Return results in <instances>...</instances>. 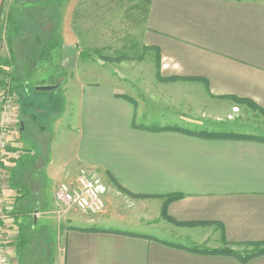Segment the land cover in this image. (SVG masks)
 Wrapping results in <instances>:
<instances>
[{
    "label": "crops",
    "instance_id": "0c3cea01",
    "mask_svg": "<svg viewBox=\"0 0 264 264\" xmlns=\"http://www.w3.org/2000/svg\"><path fill=\"white\" fill-rule=\"evenodd\" d=\"M6 1L0 0V23ZM77 1L69 0L62 9L57 48L76 58L79 39L72 18ZM143 29L144 44L159 51L161 77L176 79L157 91L153 87L149 106L135 98L137 91H125L119 77L32 83L36 88L55 86L40 91L52 92L48 97H35L19 78L13 80L23 105L19 132L26 139L20 148L28 151L20 160L18 183L27 188L28 201L18 200L23 203L19 210L33 209L29 216L38 223L55 217V196L56 208L50 210L36 181L44 176L56 191L86 170L106 184V209L82 226H74L76 218L68 214L65 220L72 227L61 236L53 264H264V254L242 262L192 251L264 243V137L210 140L187 134L191 123L185 122L226 119L244 103L264 112V0H152ZM7 54L3 26L0 59ZM69 63L70 55L64 54L60 65ZM40 102L45 104L38 108ZM164 106L171 111L157 109ZM155 113L156 122L176 116L181 125H149ZM58 127L62 137L59 141L53 134L45 155L44 138ZM111 179L141 196L133 203L134 212L119 208L120 191ZM2 195L13 200L8 190ZM171 195L181 198L166 205L167 220L162 209ZM18 212L13 216L16 226L28 219ZM158 226L165 234H156ZM20 239L11 240L10 249ZM184 241L191 246L180 244Z\"/></svg>",
    "mask_w": 264,
    "mask_h": 264
},
{
    "label": "rangeland",
    "instance_id": "374dc122",
    "mask_svg": "<svg viewBox=\"0 0 264 264\" xmlns=\"http://www.w3.org/2000/svg\"><path fill=\"white\" fill-rule=\"evenodd\" d=\"M30 2L34 3L32 0H20V2ZM79 1V0H78ZM78 1L73 9L74 11L78 5ZM98 1L100 6H97ZM109 0H89L87 3L82 5L79 9V17L77 19L76 27L80 30V37L83 40H79V44L81 45V49H88L89 51H93L95 49H102V53L109 58L117 59L119 55L126 53L122 51L131 52L130 55H133L135 52L138 56L136 59L123 61L120 63H112L101 61L98 58H93L91 60L84 59L80 56L81 51H78L77 58L70 51H66V57L70 55V63L68 67H64L61 64L62 58L64 57V50L59 49L55 50L52 54L53 59L48 62L41 61H32L26 58L29 56L32 50V45H30V38L26 36H22L17 39L16 44H14V48L16 51V55L22 54L18 56L19 59L14 62V68L7 67L6 60L9 59L7 54L6 58L0 59V91L4 89V87H11L12 91L16 95V105L19 109V121L21 118L22 111V97H18L15 90V85L11 84L9 81V77L19 78L22 81V87L30 90L31 93L35 97H48L52 92H36V87H34V82L38 81H46L50 82L52 80H56L58 84H63V82L71 80L74 77H87V80H91L92 78L106 79L107 77H119L122 82L125 84L123 88L129 94H136L135 91L139 94V96L135 95V98H140L141 101H144L147 106L153 103L151 99H149L150 94L154 93L153 87L158 89L159 85L162 84H174L173 81L176 79H163L160 74L161 67V57L160 54L155 50H150L149 47L145 48V44L143 41L144 29L139 26H132L127 29V27H122L121 23L117 20L114 23H110L108 20L109 13L106 6H103L105 2ZM19 2V5H20ZM17 0H7L5 3V15L9 10L16 11L19 9ZM33 8V6H30ZM113 8V6H109ZM41 7H37L38 11H40ZM114 9V8H113ZM35 9L32 11L26 10L27 15L33 16L35 14ZM73 19V18H72ZM72 24L73 20H72ZM15 33L13 32V26L9 25L6 29L7 36H13ZM21 36V35H20ZM17 43H19L17 45ZM21 47H24L22 50H18ZM127 54V53H126ZM8 57V58H7ZM140 58V59H138ZM24 61H29L30 69L28 70L27 64L25 62L24 66H21ZM51 62V63H50ZM10 73V74H9ZM19 75V77L14 74ZM36 77V78H32ZM115 80V79H114ZM92 82V80L90 81ZM33 83V84H32ZM30 88V89H29ZM18 90V89H17ZM61 91V90H60ZM20 92V90H18ZM57 95H61L60 92H57ZM57 104V108H60V102L57 100L55 102ZM39 103L38 108L42 106ZM159 111L163 112L167 109L164 107L157 108ZM232 113L226 117V119H220L215 121L213 119L206 118L205 121L202 120H194V121H185L188 124L186 127L194 132H220V133H234L246 136H258L264 137V112L261 109L255 108L252 105L244 103L242 107H234L231 111ZM159 114H153V121L148 123L152 126L160 125V122L172 124H179L181 122L176 123V116L166 118L164 120H160L156 122V118ZM172 115V114H171ZM156 122V123H155ZM64 124V122L62 123ZM185 125V124H183ZM20 126V125H19ZM156 128V127H154ZM58 131L53 133V130L50 129L51 136L44 138L45 143L42 145V151L46 155L49 152V142L52 137L56 135L57 140L60 141L62 135V129L58 127ZM54 134V135H53ZM11 146L6 150L5 154V170L4 174L6 175V186L8 188V193L10 197L15 195V191L19 190V179L23 174V167H21L22 155L26 156L28 151L22 150L20 148L21 142H23L26 137L20 132H15L12 135ZM26 161V157L24 162ZM20 163V164H19ZM28 164V163H27ZM28 178V177H27ZM27 182V180H26ZM36 183L41 187L42 191L38 192L39 197L46 199L48 204H50V210L56 208V204L54 202V194L55 191L53 189L54 184L49 182V180L43 176L41 179L38 178ZM41 183V184H39ZM26 186V184L23 182ZM37 185V187H38ZM33 188V187H32ZM119 191V190H118ZM26 192H28L26 188ZM119 208L126 214H130V212H134L136 206H133V203H137L140 198H134L131 195H128L123 192H119ZM34 196V195H33ZM117 198V194L115 195ZM35 197V196H34ZM26 202L27 203V196ZM29 209V208H27ZM56 209H54L55 211ZM30 215L34 213L33 209H30ZM52 211V212H54ZM78 211L74 210L70 214L71 217L76 218L73 222L74 226L81 225L86 219L89 221L101 217L97 215L95 217H85L81 215ZM29 214L27 216L28 219L21 221L18 223V227L15 222V229L18 230V233L21 236V241L15 245V249H11V260L14 264H53V260L56 256V252L58 253L59 247L62 245V238L64 236L66 230L72 225L67 224V218L59 219L57 217L48 215L45 217L44 221L35 222ZM65 221V222H64ZM26 223L24 226H22ZM79 223V224H78ZM84 224V223H83ZM121 225V224H120ZM122 225V227L129 229V225ZM132 226H130L131 228ZM158 226L157 235L161 236L165 234V228ZM113 228H118V225L113 224ZM174 229V228H173ZM175 231V230H174ZM161 234V235H160ZM176 234V231L175 233ZM174 236V235H173ZM61 239V244L59 246V241ZM24 241V242H22ZM22 243V245H21ZM180 244H184L185 246H191L187 241L180 242ZM223 247V248H222ZM229 248L236 252H243L245 250H249L250 247L239 246V247H229L222 244L221 249ZM209 251H212L209 249Z\"/></svg>",
    "mask_w": 264,
    "mask_h": 264
},
{
    "label": "trees",
    "instance_id": "16d2710c",
    "mask_svg": "<svg viewBox=\"0 0 264 264\" xmlns=\"http://www.w3.org/2000/svg\"><path fill=\"white\" fill-rule=\"evenodd\" d=\"M34 3L30 2H20V0H17V3L19 5V9L16 11L9 10L7 14H3V19L0 23V27L8 28L9 25L13 26V32L15 33L12 37L7 36V43L9 47V59L6 60L4 64L7 65V67H13L14 68V62L19 59L18 56H21L22 54H17L15 51L14 44L15 41L17 42V39L22 37L23 35L30 38L31 42L30 45H32L31 53H29V56H26L27 59L32 61H41V62H48L52 60V54L53 52L59 47L61 44V35L59 33V26L60 22L62 20V9L63 7L69 2V0H32ZM89 0H79L78 5L74 11L73 14V23H75V26L73 24L75 34L77 35V38L83 42V40L80 37V30L78 27H76V21L79 17V9L82 5L87 3ZM152 0H109L104 3L103 6H106L108 9L109 17L108 20L112 24L114 21H118L121 23L122 27L130 28L132 26H139L144 27L147 24V20L150 14V8H151ZM30 6H33L30 7ZM97 6H100V3L98 1ZM109 6H113V8H110ZM37 7H41L40 11H38ZM35 9V14L31 16L30 14L27 15L26 10L32 11ZM21 35V36H20ZM19 43H17L18 45ZM24 47H21L18 50H22ZM145 48H148L145 46ZM78 51H81L80 56L84 59L91 60L93 58H98L101 61L106 62H112V63H120L123 61H129L136 59V56H138L135 52L133 55H130L131 52L122 51L119 54V57L117 59L109 58L106 55H104L102 52V49H95L92 52L88 49L82 50L81 45L78 44L77 46ZM150 50H155L159 54L158 49L150 48ZM140 59V58H138ZM29 61H24L21 66L25 65V62L27 64L28 70L30 69ZM10 74V73H9ZM15 76L19 77L16 73ZM11 84L15 78L9 77ZM9 87V86H7ZM11 88V87H10ZM12 90V88H11ZM253 107L258 108L256 105L251 104ZM189 135L192 136H199L205 139L210 140H253L257 139L259 137L255 136H246V135H240V134H234V133H220V132H194V131H187L186 132ZM28 160V159H27ZM112 184L115 186L117 190L120 192L126 193L128 195H131L134 198H141V196L132 195L125 189H123L114 179H111ZM23 190H25L23 192ZM15 196L13 198V212L12 216H15L17 214L18 210L21 208L23 203L18 202V200H23L27 196L26 188H20L18 191H15ZM181 198L180 195H171L166 199V202L164 204V207L162 209V216L163 218L167 219V206L170 202L179 200ZM31 211L30 209H23L19 210L18 216L21 214L26 215L29 214ZM96 229H89L88 231L94 232ZM20 236V234H19ZM21 241V240H20ZM24 242V241H22ZM22 245V243H21ZM231 246V245H229ZM246 247H250L249 250H245L243 252H236L234 250H231L229 248L226 249H219V250H206V249H194L192 251L197 253H207V254H213V255H230L232 257L237 258L238 260L242 262H246L252 258L258 257L260 255L264 254V243H250L246 244Z\"/></svg>",
    "mask_w": 264,
    "mask_h": 264
},
{
    "label": "built area",
    "instance_id": "2783aa9c",
    "mask_svg": "<svg viewBox=\"0 0 264 264\" xmlns=\"http://www.w3.org/2000/svg\"><path fill=\"white\" fill-rule=\"evenodd\" d=\"M0 113L2 116L0 123V264H14L9 246L11 240L19 237L12 216L14 202L2 195L8 190L4 174V153L11 146L13 133L20 131V113L16 105V95L10 87H4L0 91ZM107 192L108 188L101 178L82 170L73 182L63 183L57 187L54 196L59 208L54 215L64 219L74 210L85 217L100 215L106 209ZM10 229L14 234H10Z\"/></svg>",
    "mask_w": 264,
    "mask_h": 264
},
{
    "label": "water",
    "instance_id": "95a60500",
    "mask_svg": "<svg viewBox=\"0 0 264 264\" xmlns=\"http://www.w3.org/2000/svg\"><path fill=\"white\" fill-rule=\"evenodd\" d=\"M55 86H49V87H40V88H36V91L40 92V91H50L55 89Z\"/></svg>",
    "mask_w": 264,
    "mask_h": 264
}]
</instances>
